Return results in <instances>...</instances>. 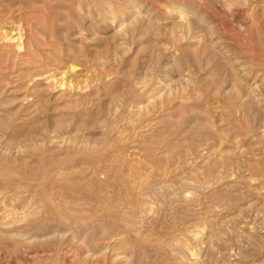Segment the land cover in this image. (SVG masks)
<instances>
[{"label":"rangeland","instance_id":"374dc122","mask_svg":"<svg viewBox=\"0 0 264 264\" xmlns=\"http://www.w3.org/2000/svg\"><path fill=\"white\" fill-rule=\"evenodd\" d=\"M264 264V0H0V264Z\"/></svg>","mask_w":264,"mask_h":264},{"label":"bare ground","instance_id":"6f19581e","mask_svg":"<svg viewBox=\"0 0 264 264\" xmlns=\"http://www.w3.org/2000/svg\"><path fill=\"white\" fill-rule=\"evenodd\" d=\"M33 264H42V263H40L39 261H36V262H34Z\"/></svg>","mask_w":264,"mask_h":264}]
</instances>
